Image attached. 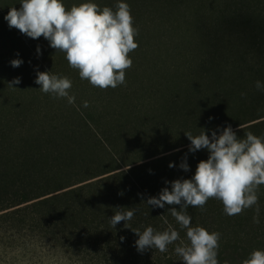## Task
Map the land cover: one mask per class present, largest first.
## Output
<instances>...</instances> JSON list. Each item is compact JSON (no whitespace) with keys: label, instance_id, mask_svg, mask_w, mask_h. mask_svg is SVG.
Instances as JSON below:
<instances>
[{"label":"rangeland","instance_id":"374dc122","mask_svg":"<svg viewBox=\"0 0 264 264\" xmlns=\"http://www.w3.org/2000/svg\"><path fill=\"white\" fill-rule=\"evenodd\" d=\"M87 2L113 11L119 2L129 5L133 27L138 30L134 37L138 47L129 53L132 66L125 71V83L119 85H131L125 91L118 86L106 90L93 87L80 79L78 70L69 67L65 53L56 52L49 41L43 37L33 40L10 29L4 17L12 7L19 10L21 0H0V127L10 129L4 147L0 145V197H13L0 209V264H162L155 263L150 253L138 252L134 241L129 252H121L120 239L92 241L96 238L87 230L82 231L84 237L78 235L96 209L92 204L88 211V195L101 193L97 205H111L112 201L102 197L109 185L120 187L118 174L126 167L121 169L124 171L96 173L81 183L22 200L21 169L34 158L25 156L26 143L19 148L18 140L36 147L38 139L43 141L45 148H32L35 156L48 149L60 151L65 161H54V152L45 154L55 169L45 167L41 171L44 176L63 177L66 174L56 167L73 173L84 169L88 161L107 157L93 146L101 138L99 130L120 129L112 137L109 132L108 139L114 145L128 137L124 139L127 145L145 142L143 152L157 153L189 141L186 132L196 136L205 129L210 135L228 125L236 132L260 121L254 119L249 107L257 94L264 97V91L256 88L257 81L264 84V0H62L66 10ZM16 59L23 63L13 68L10 62ZM37 71L70 79L69 95L75 97L74 104L41 92L34 82ZM17 77L21 83L13 85L16 89L9 88L8 83ZM85 101L88 107L83 106ZM54 112L55 117L50 114ZM262 112L255 115L263 116ZM22 116L26 124L19 134L20 125L6 121ZM38 116L43 119L32 123ZM25 129L29 130L25 133ZM87 131L96 141H89L79 156V143L88 140L83 133ZM135 132L142 136L129 137ZM32 133L43 138L32 140ZM184 146L168 153L190 144ZM3 148L16 164L3 165ZM19 149H24L23 156ZM88 184H92L90 190L85 187ZM6 185L10 187L3 188Z\"/></svg>","mask_w":264,"mask_h":264},{"label":"clouds","instance_id":"9594fccd","mask_svg":"<svg viewBox=\"0 0 264 264\" xmlns=\"http://www.w3.org/2000/svg\"><path fill=\"white\" fill-rule=\"evenodd\" d=\"M20 5L19 10L10 8L4 17L10 29L15 28L33 40L43 37L49 41V46L56 52L65 53L69 67L78 70L80 79L87 80L93 87L115 89L125 83V71L132 66L129 53L138 47L134 42L138 30L133 27L127 3L119 2L115 11L109 7L101 10L92 2L73 5L66 10L62 0H21ZM37 53H40L39 47ZM10 63L13 68H18L23 61L16 59ZM36 76L34 82L40 85L41 92L51 94L53 98H66L69 104H74L75 97L69 95L72 87L70 79L39 71ZM20 83L21 79L17 77L8 83V87L16 89L13 85ZM256 88L264 91V84L257 81ZM83 106L88 107L87 101ZM217 132L220 134L217 135ZM184 134L190 141L188 151L195 153L206 149L209 153L207 161L198 163L191 179L172 181L171 190L163 188L158 197L148 198L146 205L161 209L165 205L180 206L179 211L172 207L169 212L180 229L186 230L188 243L181 241L174 249L183 264H219L217 250L221 234L209 233L200 226H190L191 216L187 209L191 206L203 212L210 198L221 201L224 214L228 216L257 205L256 193L259 186L264 185V140L250 131L244 134V138H238L231 125L213 130L211 138L205 129H201L196 136L191 132ZM175 166L169 164V168ZM179 167L189 171L187 155ZM135 211L134 207L126 210L117 208L109 220L110 226L115 228L125 221L128 228L127 222L132 220ZM259 214L257 206L253 223H260ZM132 231L139 237L135 247L141 253L148 249L164 253L168 245L180 239L179 232L172 226L163 232H156L151 226L143 232L139 229ZM124 239L121 237L122 242ZM242 264H264V251H253Z\"/></svg>","mask_w":264,"mask_h":264},{"label":"trees","instance_id":"16d2710c","mask_svg":"<svg viewBox=\"0 0 264 264\" xmlns=\"http://www.w3.org/2000/svg\"><path fill=\"white\" fill-rule=\"evenodd\" d=\"M182 2H188V0H180ZM193 1V0H192ZM196 14V10L194 13ZM131 85H126L124 87L118 86V88L123 89L124 91L129 89ZM254 88L252 87V90ZM122 90V91H123ZM247 102H244V104ZM243 104V105H244ZM264 97L261 95H256V100L252 103L249 107V111L251 112L254 119L260 121L253 123L252 127H248L245 129H241L236 131L238 138H244V134L246 132H252L255 136L264 140V115L257 116L255 114L259 113L261 110H264ZM264 113V112H262ZM55 117V112L50 113ZM5 116V115H3ZM251 116V117H252ZM40 116L34 117L35 123ZM49 118V117H48ZM43 119V116L40 118ZM49 121L51 122L50 118ZM9 125L16 123L20 125L21 130L19 134H22L23 128L26 124V117H17L14 118L12 121H6ZM31 123V124H32ZM251 125V124H250ZM11 127V126H10ZM253 128V129H252ZM51 129H54V126L51 122ZM237 129V130H238ZM29 129H25V133ZM132 130H135L134 128ZM236 130V129H234ZM233 130V131H234ZM102 131L99 130L101 134V138L96 140H92L89 132H83L84 137L88 138L87 141L83 139L80 140L79 146L82 148L79 151L80 154H84L86 151V147L89 141H96L97 144H94V147H99L102 149L105 154V159H99L95 162L86 163L84 165V169L78 168L77 170L73 171V173H68L70 170L66 167H56L58 172H64L65 176L59 174V177H50L44 176L41 169L45 167L47 169L54 170L55 167L52 164H49V159H45V154L50 152H54L53 160L54 161H65V156L60 154V151H51V150H44L43 155H34L32 148H45L43 141L38 139L36 142L37 146H31L32 143H28L26 140H18L19 148L22 146L23 142L26 143L28 150L25 152V156L33 155L34 160L29 162L28 166L23 167L21 170L23 172V176L20 180L21 182V189H24V195H22V200L28 199L32 196L42 193L46 194L52 192L58 188H64L72 183H81L82 181L86 180L87 177L92 176L96 173H110L112 171L121 170L123 168H127L121 174H118L120 177V187L116 188L114 184L109 185L108 193H105L102 198L105 200L112 201L111 205L107 206H98V197L99 195H88L87 202L90 204L88 211L90 212L92 204L96 206V209L91 212V215L88 217L86 222H84L79 231L78 235L80 237H84L83 230H87L88 232H93V236L96 238L92 241H99L101 238L103 242L107 243V241H114V239H120L124 237V241L119 242L121 245V252H129L131 249L132 241L136 242L139 239L138 236L132 231L139 229L140 232H143L144 229L148 226H151L156 232H163L166 231L169 226H172L175 230L179 232L180 239L174 242L171 245H168V250L164 253L159 252L155 249H148L144 252L150 253L155 258V263L160 262L162 264H183L182 260L175 254L174 249L177 245L183 241L185 244L188 243L186 238V230L180 229L179 225L176 223L175 219L170 215L169 209L175 207L177 211L180 210L179 205H165V208H153L151 205H146L147 199L150 197H158L161 190L165 187H168L171 190V182L175 180H184V179H191L194 176L197 165L200 161H207L209 157V153L206 149L199 150L195 153H190L188 151L189 147L186 146V149H183L187 144H190V141H187L184 144L179 146L171 147L166 150L153 153L149 150V153L143 152V148L145 142L139 143L138 147H134L133 145L129 146L125 142V138H121L120 144H113L109 141V132L112 136L118 135L121 130L118 129L116 131ZM10 133V129L1 126L0 127V145L3 144V147L6 142V136ZM79 132L78 134H81ZM219 133V132H217ZM135 134V135H134ZM108 136V137H107ZM140 134H129V137H140ZM208 136H211L208 135ZM42 137V134L32 133L29 138L32 140ZM4 138V139H3ZM90 138V139H89ZM145 139L147 136L144 137ZM181 138V137H178ZM144 139V140H145ZM22 142V143H21ZM35 142V141H34ZM90 147H92L90 145ZM183 147L182 149L168 153L170 150ZM6 154L5 157L2 159L4 160L5 166L9 167V165H14L16 160L14 157H10L6 149H4ZM42 150V149H39ZM135 151L140 152V155L134 154ZM20 154L23 156L24 149H19ZM167 152V153H166ZM187 155V163L190 160L189 171L185 172L180 169L179 165L182 162V159ZM158 156V157H156ZM44 157V158H43ZM135 160H139L133 162ZM42 161V162H40ZM79 161V160H78ZM99 162L96 165L94 163ZM139 162V163H137ZM137 163V164H135ZM173 163L176 166L173 168H169V164ZM34 168L36 170H31ZM45 168V169H46ZM151 170V172L149 171ZM10 177L13 178V174L9 172ZM58 176V175H57ZM112 178L109 177L107 180L108 182ZM79 181V182H75ZM165 181L169 183L166 184ZM17 182V181H16ZM11 184V183H10ZM19 185V183H18ZM10 187V185H6L3 188ZM85 187L92 188V184L85 185ZM119 193H123V195H119ZM141 194V195H138ZM258 202L257 205L252 206L251 208L243 210L240 214L228 216L224 214L222 202L210 198L206 204L204 205V211L202 212L199 208H193L189 206L187 209L188 215L191 216V225L192 227L200 226L205 228L209 233L218 232L220 233V240H219V248L217 250L218 255L217 259L219 264H242V262L249 258L250 254L255 250H262L264 251V185L259 186L257 191ZM1 195V194H0ZM4 196L0 197V209L6 207V203L11 202L12 196L4 198ZM14 203V202H13ZM4 206V207H2ZM259 207L260 214L259 219L260 223L255 224L253 223V216L255 214L256 207ZM136 208L135 214L131 221L127 222V227H125V221H121L116 225L115 228L110 226V219L115 214L117 208ZM167 220V223H165ZM79 237V238H80Z\"/></svg>","mask_w":264,"mask_h":264}]
</instances>
